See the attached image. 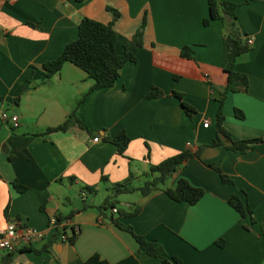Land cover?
<instances>
[{"label": "crops", "instance_id": "1", "mask_svg": "<svg viewBox=\"0 0 264 264\" xmlns=\"http://www.w3.org/2000/svg\"><path fill=\"white\" fill-rule=\"evenodd\" d=\"M222 1L236 5L234 28L242 41L251 38L233 66L246 75V90L226 93L222 126L233 140H264V0ZM106 7L118 16L113 18ZM142 16L135 61L120 68L113 86L87 93L77 105L75 114L86 129L71 125L43 133L64 120L91 84L69 62L42 77V63L76 38L79 18L111 22L114 50L121 53ZM206 16L205 0H0V109L17 118L15 128L0 122V228L15 219L46 234L17 246L5 264H83L92 254L107 264H161L139 250L128 232L107 221L99 223L93 208L79 210L86 197L80 188L93 187L95 194L87 199L98 204L105 186L128 172L138 185L148 163L215 140L226 49L221 22L212 19L202 25ZM184 45L191 47L192 59L179 56ZM150 87L163 94L146 98ZM181 103L191 109L189 117ZM233 108L242 112V119L233 115ZM119 130L128 138L122 154L105 140ZM220 141L204 147L199 158H188L168 180V187L177 178L200 187L203 194L194 204L175 202L161 190L144 196L120 194L116 200L123 209L135 204L140 210L118 220L158 242L181 264H264V142L241 153ZM206 163L218 166L232 184L220 182ZM12 182L25 189L16 190ZM101 188L105 193L96 201ZM239 190L245 193L253 222L226 203ZM56 214L77 228L73 242L58 238L46 251L34 252L53 232L48 220ZM5 254L0 251V261Z\"/></svg>", "mask_w": 264, "mask_h": 264}, {"label": "trees", "instance_id": "2", "mask_svg": "<svg viewBox=\"0 0 264 264\" xmlns=\"http://www.w3.org/2000/svg\"><path fill=\"white\" fill-rule=\"evenodd\" d=\"M80 1V0H77ZM207 5V16L202 18V25H206L209 20L216 19L222 24V45L226 49V60L223 66V71L226 75V82L221 91L218 92V107L214 115V126L216 138L209 144H200L195 149L185 148L174 154L164 157L156 163H148L147 171L141 174L142 181L135 185V176L128 172L124 179L117 182H111L105 186L106 194L98 204H92L87 197L95 194V190L91 186H83L80 190H84L86 197L80 200L78 209L85 210L93 208L97 215L99 223L110 222L118 229L128 232L137 244L139 250L148 256L157 258L161 264H181V261L176 256H168L163 247L154 240H147L142 235L133 231L130 225L124 224L118 220L121 216H134L140 210L138 205H132L129 210H125L116 205V197L120 194L138 192L141 196L146 195L152 190H161L165 195L175 202H186L194 204L203 194L200 187L189 184L184 178H177L173 187H168V180L175 174L176 170L190 157L199 158L200 151L204 147L220 145L222 139L223 145L230 150L237 152H245L254 144L264 142L259 137L247 139H231L229 133L223 128L222 120V103L227 92H244L246 90V75L234 70V61L238 55L248 49L245 41H242L234 28L235 7L232 2L222 0H205ZM111 12L112 17L116 18L118 12L110 7H106ZM144 27V16L131 34L129 40L122 45L121 53H116L114 43L116 34L112 28V23H102L87 17L79 18L76 25V38L67 42L60 53L52 60L42 63V77L47 78L56 73L63 62H69L82 71H84L91 84L87 87L85 93L78 98L76 104L65 116L64 120L52 127H46L43 133H49L57 130H65L71 125L86 129L77 118L75 112L77 105L82 102L84 96L96 89L107 88L114 85L119 76L120 68L126 62L135 61L136 50L142 43V31ZM193 51L191 47L184 45L179 48V56L192 59ZM176 76H174V79ZM163 94L162 90L156 87H150L145 93L146 98H156ZM171 95L180 98V94L171 91ZM184 113L189 117L192 113L191 109L181 103ZM4 110V109H0ZM233 115L242 119L243 114L240 110L233 108ZM0 122H3L0 120ZM10 128H15L9 125ZM105 140L114 144L118 154H122L127 146L128 138L123 130H119L113 136H105ZM147 156V155H146ZM218 176L220 182L224 184H232L231 179L221 172L218 166L206 163ZM102 180H106L101 176ZM14 188L18 191H23L24 186L12 182ZM226 203L239 215L240 218L248 217L250 222H253V216L245 201V193L239 190L238 193H231L226 198ZM115 211L112 212L111 209ZM72 211V210H71ZM71 213V212H70ZM70 213L67 215L69 216ZM53 218V232L47 240L42 243L39 249L34 252L46 251L49 244L60 238L68 243H72L77 230L75 232L73 225L64 223L65 217L59 215L51 216ZM50 220V219H49ZM48 220V222H49ZM63 236L64 239L61 238ZM14 251V250H13ZM11 251V252H13ZM11 252L3 255L0 264H5L9 261ZM83 264H107L96 254L87 257Z\"/></svg>", "mask_w": 264, "mask_h": 264}, {"label": "built area", "instance_id": "3", "mask_svg": "<svg viewBox=\"0 0 264 264\" xmlns=\"http://www.w3.org/2000/svg\"><path fill=\"white\" fill-rule=\"evenodd\" d=\"M245 43L249 45L251 43V38L247 37ZM0 120L3 122H8L12 127L17 126V118L15 115L7 113L5 110H0ZM207 120H202V126L207 125ZM97 136H94L91 140L97 141ZM112 212L115 211L114 208L111 209ZM53 218L49 220V226H53ZM75 232L77 228H74ZM46 234L41 230L34 229L31 226L21 223L19 220H9L5 223L3 227L0 228V251L1 252H11L17 246L29 245L31 243L37 242L39 240L45 239ZM62 239L63 236H61Z\"/></svg>", "mask_w": 264, "mask_h": 264}, {"label": "rangeland", "instance_id": "4", "mask_svg": "<svg viewBox=\"0 0 264 264\" xmlns=\"http://www.w3.org/2000/svg\"><path fill=\"white\" fill-rule=\"evenodd\" d=\"M105 193V191H104V189L103 188H101L99 191H98V193H97V200L96 201H98V199H99V196L100 195H103ZM116 205L118 206V207H120V208H124V206H122V205H120V204H118V203H116Z\"/></svg>", "mask_w": 264, "mask_h": 264}]
</instances>
